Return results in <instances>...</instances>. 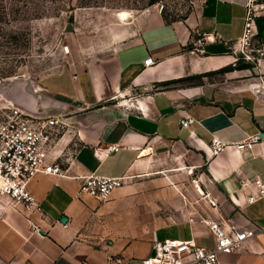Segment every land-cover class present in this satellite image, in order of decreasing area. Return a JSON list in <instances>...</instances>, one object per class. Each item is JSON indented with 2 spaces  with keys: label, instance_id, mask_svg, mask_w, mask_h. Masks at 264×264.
<instances>
[{
  "label": "crops",
  "instance_id": "obj_1",
  "mask_svg": "<svg viewBox=\"0 0 264 264\" xmlns=\"http://www.w3.org/2000/svg\"><path fill=\"white\" fill-rule=\"evenodd\" d=\"M185 1L175 17L157 3L126 17L78 11L74 59L20 95L26 111L68 117L50 151L66 174L39 173L30 181L41 211L2 198L0 264H144L158 239L212 246L200 214L261 227L214 264H264V197L247 201L255 177L264 180V141L235 145L264 131V57L237 66L234 44L246 0ZM256 29L264 46V15ZM204 34L210 35L205 50H193ZM149 56L155 62L145 65ZM215 137L225 142L218 154L210 149ZM110 145L119 149L109 151ZM160 145L176 157L194 154L198 175L182 167L154 170ZM92 172L125 181L107 200L76 196Z\"/></svg>",
  "mask_w": 264,
  "mask_h": 264
},
{
  "label": "built area",
  "instance_id": "obj_2",
  "mask_svg": "<svg viewBox=\"0 0 264 264\" xmlns=\"http://www.w3.org/2000/svg\"><path fill=\"white\" fill-rule=\"evenodd\" d=\"M161 8L164 5H160ZM244 24L241 36L235 41L234 51L245 54L244 59L251 58L250 51L257 52L258 61L264 57V46L257 37V19L264 15V0L245 1ZM215 36L221 37L219 33ZM210 39L209 34L196 37L193 50L203 52L204 44ZM255 42L260 43L255 45ZM155 62L152 56L144 60L145 65ZM68 124V117L62 111L51 113L45 111L30 112L16 108L0 116V201L9 197L12 203H21L28 210H42L37 196L29 188L30 181L39 173L65 175L66 169L56 158H51V147L59 133ZM264 131H257L237 141L236 147L252 148L257 142L264 141ZM225 147L222 139L215 137L211 143L212 154H218ZM109 151L119 149L117 145L107 147ZM125 176H109L89 173L76 192V196L92 195L100 200H107L113 190L123 184ZM246 183L245 181H243ZM248 183V182H247ZM254 189L248 193L247 201L254 202L264 197V180L257 176L251 182ZM210 201L215 205L214 199ZM200 220L208 224L214 244L205 246L195 239L165 238L155 240L151 253L144 257V264H214L220 252H232L245 246L260 228H246L231 222H223L210 215L200 214ZM193 219V218H191ZM34 231L41 228L32 221Z\"/></svg>",
  "mask_w": 264,
  "mask_h": 264
},
{
  "label": "rangeland",
  "instance_id": "obj_3",
  "mask_svg": "<svg viewBox=\"0 0 264 264\" xmlns=\"http://www.w3.org/2000/svg\"><path fill=\"white\" fill-rule=\"evenodd\" d=\"M156 3L159 7L164 5L168 17L180 15L187 7L185 0H0V116L16 108L24 109L22 92L31 91L44 76L74 59L72 49L77 28L66 30L65 27L70 21L76 26L78 11L115 10L122 16L129 15L128 10ZM259 44L255 42L256 46ZM250 52L249 59L238 53L237 66L259 62L255 58L257 52ZM215 76L219 78L220 74ZM155 152L158 160L152 166L154 170L182 167L191 170L194 177L198 175L194 154L176 157L175 150H168L167 145L158 146Z\"/></svg>",
  "mask_w": 264,
  "mask_h": 264
},
{
  "label": "trees",
  "instance_id": "obj_4",
  "mask_svg": "<svg viewBox=\"0 0 264 264\" xmlns=\"http://www.w3.org/2000/svg\"><path fill=\"white\" fill-rule=\"evenodd\" d=\"M248 65V63H244L242 66H246ZM229 68H232V66H227V67H224L223 69H221V71H226L228 70ZM202 75H197V76H190V77H187L183 80H187V81H190V80H193V79H196V78H200ZM170 82H164L163 84H169Z\"/></svg>",
  "mask_w": 264,
  "mask_h": 264
},
{
  "label": "water",
  "instance_id": "obj_5",
  "mask_svg": "<svg viewBox=\"0 0 264 264\" xmlns=\"http://www.w3.org/2000/svg\"><path fill=\"white\" fill-rule=\"evenodd\" d=\"M65 29H66V30H74V29H76V27L74 26L73 22L70 21V22L67 23ZM262 135H264V133H262ZM66 218H67V217H66L65 215H63V216L61 217V219H62L63 221L66 220Z\"/></svg>",
  "mask_w": 264,
  "mask_h": 264
},
{
  "label": "bare ground",
  "instance_id": "obj_6",
  "mask_svg": "<svg viewBox=\"0 0 264 264\" xmlns=\"http://www.w3.org/2000/svg\"><path fill=\"white\" fill-rule=\"evenodd\" d=\"M126 16H127V14H123V15H122V17H126Z\"/></svg>",
  "mask_w": 264,
  "mask_h": 264
}]
</instances>
